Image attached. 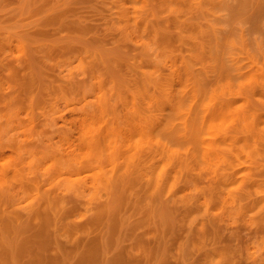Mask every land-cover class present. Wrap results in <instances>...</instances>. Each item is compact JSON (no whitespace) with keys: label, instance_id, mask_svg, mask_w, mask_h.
I'll return each instance as SVG.
<instances>
[{"label":"rangeland","instance_id":"374dc122","mask_svg":"<svg viewBox=\"0 0 264 264\" xmlns=\"http://www.w3.org/2000/svg\"><path fill=\"white\" fill-rule=\"evenodd\" d=\"M0 264H264V0H0Z\"/></svg>","mask_w":264,"mask_h":264}]
</instances>
